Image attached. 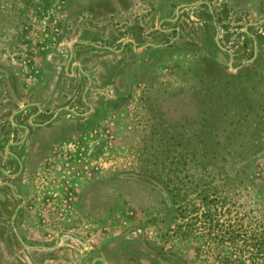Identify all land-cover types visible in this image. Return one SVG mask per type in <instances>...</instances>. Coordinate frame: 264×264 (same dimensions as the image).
Returning <instances> with one entry per match:
<instances>
[{"label": "rangeland", "instance_id": "374dc122", "mask_svg": "<svg viewBox=\"0 0 264 264\" xmlns=\"http://www.w3.org/2000/svg\"><path fill=\"white\" fill-rule=\"evenodd\" d=\"M246 234L264 0H0V264H243Z\"/></svg>", "mask_w": 264, "mask_h": 264}, {"label": "trees", "instance_id": "16d2710c", "mask_svg": "<svg viewBox=\"0 0 264 264\" xmlns=\"http://www.w3.org/2000/svg\"><path fill=\"white\" fill-rule=\"evenodd\" d=\"M132 178V177H131ZM136 180H140L144 184H147L149 187L153 188H159V186L156 185V177H150V176H136L134 177ZM155 190V189H154ZM161 193H163L161 191ZM165 198L169 197V204L167 206L169 207V210L171 212H177V205L178 202L175 199V195L172 192V190H167L164 192ZM163 195V194H162ZM203 198L201 199L202 202ZM203 204V203H202ZM207 211L204 213V218L207 217L206 214ZM203 214V212H202ZM244 247H242L241 250H239V255L241 257L242 263L245 264L247 260H250V264H256V261L262 260L264 261V236L262 235H253V234H246L244 238L242 239Z\"/></svg>", "mask_w": 264, "mask_h": 264}, {"label": "flooded vegetation", "instance_id": "af4514ba", "mask_svg": "<svg viewBox=\"0 0 264 264\" xmlns=\"http://www.w3.org/2000/svg\"><path fill=\"white\" fill-rule=\"evenodd\" d=\"M177 14H178V10L176 11V15ZM27 131H28L27 128H25V130H24V139H26L28 137ZM8 153L10 154V156H12V158H14V160H16V162L18 163V165L21 166V159H20V157H18L17 155H14L12 152H8Z\"/></svg>", "mask_w": 264, "mask_h": 264}]
</instances>
